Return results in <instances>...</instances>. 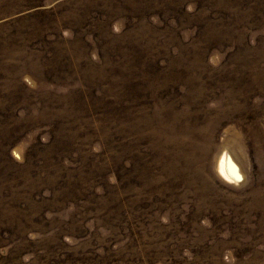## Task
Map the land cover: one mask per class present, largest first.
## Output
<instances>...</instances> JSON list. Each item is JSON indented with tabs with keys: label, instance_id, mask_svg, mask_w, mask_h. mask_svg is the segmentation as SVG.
I'll return each mask as SVG.
<instances>
[{
	"label": "rangeland",
	"instance_id": "rangeland-1",
	"mask_svg": "<svg viewBox=\"0 0 264 264\" xmlns=\"http://www.w3.org/2000/svg\"><path fill=\"white\" fill-rule=\"evenodd\" d=\"M0 264H264V0H0Z\"/></svg>",
	"mask_w": 264,
	"mask_h": 264
},
{
	"label": "bare ground",
	"instance_id": "bare-ground-1",
	"mask_svg": "<svg viewBox=\"0 0 264 264\" xmlns=\"http://www.w3.org/2000/svg\"><path fill=\"white\" fill-rule=\"evenodd\" d=\"M228 164L225 160L222 161L221 170L223 171L224 175L231 176L233 173L236 175L237 172L234 168H229ZM235 180V179H234Z\"/></svg>",
	"mask_w": 264,
	"mask_h": 264
}]
</instances>
